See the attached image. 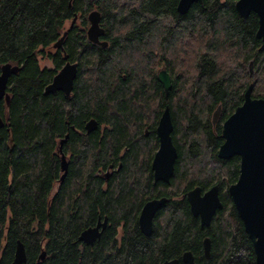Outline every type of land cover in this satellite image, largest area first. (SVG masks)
Instances as JSON below:
<instances>
[{"label":"trees","instance_id":"trees-1","mask_svg":"<svg viewBox=\"0 0 264 264\" xmlns=\"http://www.w3.org/2000/svg\"><path fill=\"white\" fill-rule=\"evenodd\" d=\"M237 1L203 0L182 15L179 0H127L130 5L0 0V73L6 64L21 67L9 79L10 103L0 102L5 122L0 129V264H12L19 241L26 264H163L173 259L186 264L187 251L195 264H256L252 241L228 193L238 181L240 157H218L223 125L243 104L248 87L253 85L254 98L264 99L259 18L251 13L243 19ZM94 10L101 13L107 47L88 39V16ZM75 16L80 26L76 22L66 29ZM67 30L62 46L55 47ZM40 58L55 68L42 69ZM67 61L79 68L71 96L46 94ZM250 63L259 85L251 82L250 72L246 84L234 74V68L247 73ZM160 68L172 78L168 96L158 79ZM166 107L178 158L170 182L154 183L156 131ZM93 119L98 128L87 133ZM67 134L63 151L70 161L62 181L59 149ZM119 163L121 168L105 180L111 164L117 168ZM214 185L220 187L223 208L202 227L186 194ZM159 198L168 201L146 236L139 228L140 212L147 201ZM100 217L108 219L101 238L93 246L81 242V234Z\"/></svg>","mask_w":264,"mask_h":264},{"label":"water","instance_id":"water-1","mask_svg":"<svg viewBox=\"0 0 264 264\" xmlns=\"http://www.w3.org/2000/svg\"><path fill=\"white\" fill-rule=\"evenodd\" d=\"M195 3L203 4V0H180L178 12L186 14ZM236 10L243 19H247L251 13H255L259 18V28L256 34L258 39L264 41V0H239ZM75 16L70 28L77 22ZM89 28L87 31L88 39L91 43L107 47V42L100 41L105 35V29L101 27L102 16L98 10L92 11L88 16ZM69 28V30H70ZM59 40L55 47H61L64 37ZM67 59V56L65 57ZM253 63L250 64V73L253 74ZM20 66L6 64L0 73V102L10 103V95L7 92L9 79L12 75L18 74ZM79 68L77 63L67 61L65 66L57 73L51 84L45 90L46 94L63 92L70 97ZM158 79L162 84L166 96L172 88V78L170 74L162 69L158 73ZM221 113V106L213 114L215 124ZM5 126L3 117L0 114V129ZM98 123L95 119L88 122L86 130L88 133L95 131ZM174 125L171 111L166 107L161 115L158 126L157 136L159 139V149L156 152L152 171L155 182L169 183L175 172L178 150L173 141ZM224 143L221 145L218 157L224 160L232 157H240V175L238 181L229 187V195L234 203L240 219L244 224L245 231L252 241L256 264H264V99L253 97V85H250L245 92L243 104L225 121L222 130ZM68 136L60 142L59 152L62 162V181L67 176L68 161L62 152V146L66 143ZM201 187H196L189 191L187 199L194 217L200 218L202 227L210 226L216 212L223 208L220 198L219 185H215L209 191L203 193ZM167 198L154 199L143 207L139 226L142 233L149 236L153 232L154 218L156 213L167 203ZM108 219L104 222L99 219L95 227L85 230L79 240L89 246H93L102 236L107 228ZM205 256L209 259L211 255V240L206 238L203 243ZM45 252L40 256V260L45 259ZM182 261L186 264H195L192 252H185ZM27 253L22 242H18L15 258L12 264H26ZM163 264H180L178 259L165 261Z\"/></svg>","mask_w":264,"mask_h":264},{"label":"rangeland","instance_id":"rangeland-1","mask_svg":"<svg viewBox=\"0 0 264 264\" xmlns=\"http://www.w3.org/2000/svg\"><path fill=\"white\" fill-rule=\"evenodd\" d=\"M120 3L121 4H126V5H130L131 3L127 2V0H120ZM165 22L169 23V19L165 20ZM80 23H81V20H78L77 24L80 26ZM70 24L71 23H68L67 26H66V29H68L70 27ZM90 25V24H89ZM89 28V26H88ZM224 60V59H222ZM39 65L42 69H45V68H48V69H54V64L52 61H50L49 59L47 58H40L39 59ZM162 70V68H160L158 71ZM246 70H247V73H245L244 70H242L241 68H234V74L235 76L237 77V79L242 82L243 84L245 83L246 84V80H247V75L249 74L250 72V64H247L246 65ZM250 76H251V73H250ZM252 80L251 82L253 84L257 83L258 82V85H259V81H260V78L256 76V73H255V70L253 68V74L251 76ZM264 85V83H262ZM260 84V86L262 85ZM261 92H264V86H261V89H260Z\"/></svg>","mask_w":264,"mask_h":264},{"label":"flooded vegetation","instance_id":"flooded-vegetation-1","mask_svg":"<svg viewBox=\"0 0 264 264\" xmlns=\"http://www.w3.org/2000/svg\"><path fill=\"white\" fill-rule=\"evenodd\" d=\"M179 1H180V0H179ZM237 2H238V1H237ZM237 2H236V3H237ZM178 4H179V2H178ZM235 5H236V4H235ZM177 7H178V6H177ZM235 8H236V7H235ZM177 10H178V9H177ZM101 27L104 28V27H103V24H102V21H101ZM258 28H259V27H258ZM104 29H105V28H104ZM257 31H258V30H257ZM256 34H257V33H256ZM103 38H104V36L100 38V41H102V42H107V41H105ZM92 44H93V43H92ZM95 45H97V44H95ZM250 64H251V63H250ZM252 66H253V65H252ZM160 71H161V70H160ZM158 73H159V72H158ZM251 76H252V75H251ZM86 132H87V130H86ZM87 133H88V132H87ZM67 136H68V138H69V135H68V134L66 135V137H67ZM66 137H65V138H66ZM65 138H64V139H65ZM68 138H67V140H68ZM64 139H62V140H64ZM62 140H61V141H62ZM61 141H60V142H61ZM66 143H67V141H66ZM66 143H65V144H66ZM65 144H64V145H65ZM64 145L62 146V152H63V154L65 155V157L67 158V161H68V164H69L70 158H69V156L66 155V154L64 153V151H63V147H64ZM60 147H61V145H60ZM154 156H155V155H154ZM153 159H154V158H153ZM152 163H153V160H152ZM152 163H151V166H152ZM68 166H69V165H68ZM119 168H121V163H119V166H118L117 168H115L114 165L111 164L109 170L105 173V176H104L105 180L108 181L109 178H110V176L112 175V173H113V172H117V171L119 170ZM151 169H152V167H151ZM67 174H68V171H67ZM153 179H154V175H153ZM64 180H65V179H64ZM154 183H156V182H155V179H154ZM214 186H215V185H214ZM214 186H213V187H214ZM211 188H212V187H211ZM211 188H210V189H211ZM210 189H209V190H210ZM209 190H207V191H209ZM219 190H220V187H219ZM228 190H229V189H228ZM207 191H205V192H207ZM202 192H203V191H202ZM205 192H203V193H205ZM203 193H202V194H203ZM228 193H229V191H228ZM187 194H188V193H187ZM187 194H186V199H187ZM220 198H221V196H220ZM159 199H161V198H159ZM152 200H154V199H152ZM149 201H151V200H149ZM149 201H147L146 203H148ZM187 201H188V199H187ZM146 203H145V204H146ZM188 203H189V201H188ZM145 204H144V206H145ZM189 205H190V204H189ZM144 206H143V207H144ZM142 209H143V208H142ZM190 210H191V209H190ZM141 211H142V210H141ZM191 213H192V212H191ZM140 214H141V212H140ZM192 215H193V214H192ZM214 216H215V215H214ZM139 217H140V216H139ZM106 218H107V217H105V219H106ZM213 218H214V217H213ZM99 219H101V217H100ZM105 219H104V221H105ZM101 220H102V219H101ZM154 220H155V218H154ZM199 220H200V218H199ZM212 220H213V219H212ZM104 221H102V222H104ZM98 222H99V220H98ZM98 222H97V224H98ZM138 223H139V222H138ZM97 224H96V225H97ZM200 224H201V221H200ZM201 226H202V225H201ZM139 228H140V226H139ZM140 231H141V229H140ZM141 232H142V231H141ZM121 234H122V233H121ZM119 238H120V236H119ZM206 238H209V239H210V237H208V236H206L205 239H206ZM205 239H204V240H205ZM210 240H211V239H210ZM203 243H204V242H203ZM187 252H188V251H187ZM204 255H205V253H204ZM205 257H206V256H205ZM206 258H207V257H206ZM207 259H208V258H207ZM173 260H174V259H173ZM168 261H170V260H168Z\"/></svg>","mask_w":264,"mask_h":264}]
</instances>
